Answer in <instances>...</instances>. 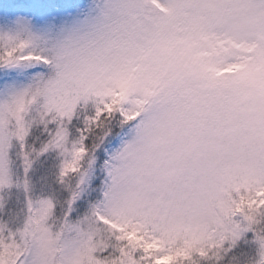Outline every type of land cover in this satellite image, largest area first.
<instances>
[{
	"label": "snow or ice",
	"instance_id": "snow-or-ice-1",
	"mask_svg": "<svg viewBox=\"0 0 264 264\" xmlns=\"http://www.w3.org/2000/svg\"><path fill=\"white\" fill-rule=\"evenodd\" d=\"M0 264H264V0H0Z\"/></svg>",
	"mask_w": 264,
	"mask_h": 264
}]
</instances>
